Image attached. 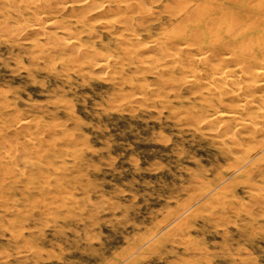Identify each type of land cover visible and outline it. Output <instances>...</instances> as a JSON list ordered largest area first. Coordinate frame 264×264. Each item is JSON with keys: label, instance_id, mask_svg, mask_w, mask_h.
<instances>
[{"label": "rangeland", "instance_id": "1", "mask_svg": "<svg viewBox=\"0 0 264 264\" xmlns=\"http://www.w3.org/2000/svg\"><path fill=\"white\" fill-rule=\"evenodd\" d=\"M53 1L39 14L57 24L42 32L31 29L33 14L0 17V125L29 118L31 126L13 125L6 142L0 135V264H264V161L238 165L263 138L241 129L243 146L230 141V152L199 132L208 91L186 83L192 73L207 80L224 45L209 63L182 55L164 67L178 45L165 39L197 28L174 17L184 6ZM238 2L237 23L258 34L264 0ZM198 30L219 36L208 25ZM151 60L159 71L136 69ZM35 131L41 142L31 151L26 135ZM12 145L24 156L6 159Z\"/></svg>", "mask_w": 264, "mask_h": 264}, {"label": "bare ground", "instance_id": "2", "mask_svg": "<svg viewBox=\"0 0 264 264\" xmlns=\"http://www.w3.org/2000/svg\"><path fill=\"white\" fill-rule=\"evenodd\" d=\"M47 1H50V0H0V6H2V7H0V17H4L7 20H15L18 22L19 21L25 22L29 18L27 16H29V14H33L34 19L32 18V21H31V25H30L31 29H34L35 31H41V30L43 31L42 28H44V26H46L47 24H48L47 25L48 27H49V25L52 24L51 25V28H52L53 26H56L55 24H57V23L54 24V22H55L54 20L52 21L51 18H49L48 16H46L42 13L39 14V11L44 6L43 3L44 2L46 3ZM127 1L128 0H125V2H127ZM166 1L167 2L168 1H175L176 6H180V7L184 6V10H182V11L179 9L176 10V8L174 9L173 5L170 3L172 5V9H174V11L172 10L174 17L180 16V17L184 18V20H188L189 18L190 19L192 18L195 21L194 25H195V27H197L196 28L197 30L195 29L194 32H192V31L189 32V35H186L185 33H183V34L182 33H180V34L175 33V34H173L172 38H166L165 39L166 41L167 40L171 41V43L174 41L175 45H176V43L178 45H176L177 47H173V52H171V53H169V51L166 52L169 54L168 56H170L171 61L168 62V60H167L166 62H163L164 67L169 68L171 65H172V68L177 67L178 64L177 65L174 64L175 59L178 57H181L182 55L189 56L190 61H192L191 63H195V62L199 63L200 61H203L202 63H209V62H211V60H212L211 57L213 55L216 58V54H217L216 51L217 52L219 51V53L221 52L220 48H217L219 45H224L222 53H225L224 51H226V56L223 58L222 63L220 62L221 64L218 65V63L215 61V63H217V64L214 65L211 63L209 68H207V69H209L208 70L209 76L207 77V80L203 81V78H204L203 76H199V75H195V74L193 75V73H192V75H190L191 78L189 77V79H187V81H186V83H190L191 85H193L194 88L200 87V88L206 89L208 91L206 95H202L203 93L201 92V100H202V102H204L205 107H207V109H206L207 111L203 112L204 113L203 114L204 115L203 116L204 122L202 123V125H199L198 122H197L198 124L194 123V125L196 126L195 128L199 132H201L202 130H203V133H206V132H204V130L209 132V133L211 132L214 135V138L220 139L219 141H216V142L219 143L223 149L228 150L230 152H233L232 151L233 148L229 144L230 141H232L234 144H236L237 147L243 146L242 143L244 141V137L242 136L241 129L247 128L248 130L244 129L243 131L247 130V132L249 131V133H251L255 137H259V138L262 137L263 139L259 140L256 138L257 139V141H256L254 138V140H255L254 142L257 143L259 141L260 143L257 146H254V147L252 146L251 148H248V153H251L252 157H251V155H249L248 157H246V156L242 157L239 155L240 157H242V160L238 163V165H241V164H242V166L244 165V167H242V168H249L250 166L255 165V164L258 165L259 163L264 161V36H263L264 29H260V32L258 34H253L252 32L254 31L255 26L252 27L253 29L252 28L250 29L249 27H246V26L242 27V26H240V24L237 23L236 20H237L238 16L242 13L240 11L239 12L237 11V9L239 8L238 5L240 4L238 2V0H237V2L234 0H166ZM144 2H146V1H144ZM154 2H156V1H154ZM157 2H159V1H157ZM201 2H203V3H201ZM119 4L120 3H118V5ZM164 6H167V8H168L169 4L166 3V5H164ZM242 6H243V4L241 5V7ZM92 7H95V6H92ZM142 7H145V6L142 5ZM169 7H171V6H169ZM52 8H53V6H52ZM91 9H94V8H91ZM89 10H90V8H89ZM149 10H150V8H149ZM83 12L85 13V9ZM115 12L119 13L120 10L115 11ZM159 12H160V10H159ZM166 12H168V10H166ZM72 13H74V12H72ZM122 13H124V12H122ZM227 14L231 15L229 18L231 23H230V25H228V26H231V29L227 28L229 30L227 32L231 38H227L228 34L226 33V29H225L226 23L229 22V21H227V17H226ZM75 15H77V13ZM123 18H124V16H123ZM6 19H4V20H6ZM180 21H182V20H180ZM258 21H259L258 24L260 23V21L262 23L264 22V14L261 15V20H258ZM81 22H83V21H81ZM136 23H137V21H136ZM127 24H128V22H127ZM21 25H23V24H21ZM131 25H132V23H131ZM131 25H127V26H130L134 29V27ZM200 25L211 26L212 30H214L215 32L217 31L219 33V36L217 38H202V37H200L202 35V33L198 30ZM8 27L10 28L9 25H8ZM240 27L242 29V30L240 29L241 32H239V30H238L239 33L235 34V31H237L236 29H239ZM132 28H130V29H132ZM2 29H3V27H2ZM13 34H14V32H13ZM13 34H11V35H13ZM220 36L222 38H219ZM59 37H61V36H59ZM65 37H67V36H65ZM74 37H76V36L74 35ZM63 39H65V38L62 36L61 41ZM67 39L73 40L72 37L67 38ZM67 39H65L64 42H66ZM55 42H56V40H55ZM68 44H70V42H68ZM61 45H63V44H61ZM71 45L72 44H70V46ZM172 45H173V43L171 44V48H172ZM70 46H67V47H70ZM167 47L170 50V47L169 46H167ZM71 50H73V49H71ZM71 50H70V52H71ZM166 50H168V49H166ZM40 51H42V50H40ZM212 51H214L216 54H214V52H213L211 55L210 52H212ZM45 53H46V51H45ZM71 53L73 54V52H71ZM98 53H99V51H98ZM158 54H159V52H158ZM49 55H51V54H49ZM45 57H48V56L46 55ZM215 58H213V60ZM52 62H53L52 60H46V63L49 66H53L54 63H52ZM176 63H177V61H176ZM179 65H182V64H179ZM99 66H101V65H99ZM146 67H149V69L151 68L154 71H159L161 69V64L159 65L155 62H152V60H151L150 62L143 65L142 67H139V66L136 67V69L138 71H140V70L142 71ZM191 71H193L195 73L196 66L194 68H192ZM197 71H199V70H197ZM202 71H204V70H202ZM205 71H207V70H205ZM205 71H204V74H205ZM102 75H104V74H102ZM158 95H159V92H158ZM138 96L139 95H137V97H136L137 100H138ZM140 96H143V94ZM225 99L227 100V102H225L226 101ZM225 106H227L229 109H225L224 108ZM178 113H181V112H178ZM186 113L190 114V111H186ZM29 123H30V120L28 118V120H25V119L20 120L16 124L15 123L14 124H4L3 123L2 125H0V135L4 137L3 138V139H5L4 142H6V140H8L6 138V136L8 134V130L11 127H13V125L15 126V128H19V130L23 131L28 126ZM192 125H193V123H192ZM29 127H31V126H29ZM29 127H27V128H29ZM37 129H38V127H37ZM39 129H41V128H39ZM38 132H40V131H38ZM38 132L35 131V132H31V133L29 132L30 134H28V135L25 134L26 137H28L25 141V145H24L25 148H27L28 150L34 151L31 148L35 149L36 145L40 144L41 140L38 136V134H39ZM227 135L229 137L228 139L226 138ZM22 138H23V136H22ZM8 141H7V143H8ZM13 142L14 141L12 140V143ZM20 148L17 147L16 145L10 146V149H8L4 153L5 158L6 159L15 158V156L18 153L20 154V155L18 154V156L21 157L23 155V152L20 151ZM24 151L26 152V150H24ZM237 152L238 151H236V153ZM35 155H37V153ZM38 155H40V154H38ZM36 157H38V156H36ZM239 168H241V167H239ZM257 169H259V168H257ZM262 169H264V168H262ZM19 171H20V169H19ZM238 172H239V170H237V171L235 170L234 173H231L230 177L233 176L235 173H238ZM262 175H264V174H262ZM252 187H253V189L256 188L255 185ZM261 188H262V186H261ZM67 192L72 193L70 191H67ZM260 196H259V198H260ZM260 200H261V204H263L264 200L262 198L258 199L259 203H260ZM38 208H40V207H38ZM229 220H230V218H229ZM233 222H234V220H233ZM176 232L178 233V231H176ZM184 243H185V241H184ZM22 252H23V254L26 253L25 250ZM21 257H22V255H21Z\"/></svg>", "mask_w": 264, "mask_h": 264}]
</instances>
